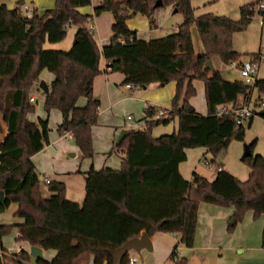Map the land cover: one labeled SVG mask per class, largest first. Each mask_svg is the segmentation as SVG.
<instances>
[{"label":"trees","instance_id":"16d2710c","mask_svg":"<svg viewBox=\"0 0 264 264\" xmlns=\"http://www.w3.org/2000/svg\"><path fill=\"white\" fill-rule=\"evenodd\" d=\"M173 1L183 21L164 36L144 40L127 26V14H144L153 26V12L160 6L149 8L147 0H100L94 16L104 11L113 16L112 35L102 47L87 26L92 16L78 10L91 0H55L52 8L29 16L19 5L9 9L0 3V113L7 132L0 144V212L14 203L12 216L22 219L15 225L0 224V237L14 226L19 240L56 251L51 260L41 258L37 264H76L85 255L93 257V264H114L111 252L142 232L149 236L172 233L190 248L201 202L233 208L236 221L246 210L264 215V157L251 154L253 143L247 145L249 153L241 157L250 168L245 181L222 168L213 180L196 172L186 180L178 170L186 159V149L205 147L215 156L230 140L244 139L245 127L236 124L234 111L222 116L215 113L219 106L237 109L245 105L252 86L224 79L219 69L207 66V61L217 57L228 65L239 62L241 55L233 49L231 37L246 28L254 4L241 5L240 16L234 20L212 13L195 16L190 0ZM69 26L77 27L69 49L44 47L45 42L63 40ZM193 27L200 51L195 49ZM102 57L106 61L103 70ZM43 69L54 77L48 91L43 92L44 109L47 113L53 109L61 112L57 131L70 132L84 158L93 156L91 127L99 105L92 96L96 75L119 72L125 84L137 86L170 81L176 85L171 107L158 116V110L148 106L144 129L127 132L117 145L125 151L119 169L91 168L85 173L81 203L67 199L64 183L57 180L47 184L50 194L43 196L31 161L48 142L47 120L27 118L34 111L31 90L39 87L38 75ZM195 79L204 82L205 115L188 102L195 94ZM253 86L264 90V79H256ZM80 97L86 98L83 106L77 105ZM174 119L176 131L151 136L153 127ZM214 162L212 159L209 164ZM261 246L264 248V226ZM176 248L169 256L170 264H186ZM29 262V253L23 249L0 257V264ZM118 264H130L129 252Z\"/></svg>","mask_w":264,"mask_h":264},{"label":"crops","instance_id":"0c3cea01","mask_svg":"<svg viewBox=\"0 0 264 264\" xmlns=\"http://www.w3.org/2000/svg\"><path fill=\"white\" fill-rule=\"evenodd\" d=\"M99 1L100 0H97L96 3L94 0H91L90 5L79 7L78 10L82 14L92 16L87 26L93 25L94 30L92 33L94 39L99 47H102L109 43L112 35L111 25L113 22V16L108 11H104L98 16H94V8L98 5ZM0 3H3L9 9L19 5L22 13L29 16L32 15L33 12L41 14L45 9L52 8L55 4V0H0ZM170 3L173 7L172 12H178L174 7V1L170 0ZM147 4L149 8L155 6L156 0H147ZM162 4V0H160V6H162ZM137 15L145 17V22H139L138 19L136 20L132 18ZM133 16H130L126 20V24L131 30L136 31L137 38L149 40L160 36L158 35V31H160L162 27L157 23L154 22V25L150 26L149 18L141 13H136ZM70 27L71 26L68 28ZM76 28L77 27L75 26L71 38L66 40V44H64L66 46L61 48H68L70 44L72 45ZM64 39L57 43H53V45H50L49 47L60 48L55 46L63 43ZM105 63L106 61L102 57L100 60V68L102 70L105 68ZM53 78V75H46L44 80L48 86ZM223 78L229 81H234L224 76ZM193 86L195 88V94L188 99V102L196 112L205 115L207 113V106L205 101L204 82L195 79L193 80ZM175 88V82L170 81L165 85H159L157 82H153L145 86H137L134 89H130L124 83V76L122 73L101 72L96 75L93 79L92 96L98 100L99 105L96 122L91 127L93 156L89 158L82 157L74 139L58 133L57 126L62 120V114L59 110L53 109L48 113L44 111L43 118L37 116V119H46L49 128V120L53 116L56 132L55 134H48V142L39 152L31 157V161L34 164L38 177H46L50 181H62L66 186L65 197L71 201L81 203L85 195V173L91 168L95 170L103 168L119 169L125 155V151L119 149L116 145V139L121 130H124L127 133L129 131L144 129L145 122L143 118L145 116V109L148 106H153L158 111L169 109L171 107V100L175 93ZM85 103V97H80L77 100L78 106H83ZM27 118L34 121L30 115L27 116ZM171 123V130L174 132L178 125L177 119L170 121L168 124ZM168 124H166V126ZM159 126L160 125L152 128V137H158L160 136L158 134L163 135V132H167V129L158 130ZM2 129L3 132L0 137V144L7 133L5 125L2 126ZM66 154L69 156L78 155V158H75V160H69L67 159ZM206 155H208V150L205 147L186 149V159L178 165V170L181 176L186 180H190L192 178V173L196 172L208 180H213L216 176L217 170L210 171L201 165V162L204 161L205 163L206 161H209V158H207ZM221 168L223 169V167ZM77 176L82 177L81 180H79L78 186L74 185L71 181L73 177ZM42 194L43 196H47L50 192H42ZM15 208L16 204L11 203L4 211L0 212V224L15 225L22 221L21 218L12 216ZM230 214L231 209L226 210L221 206L201 202L198 206L194 242L197 243L199 234L203 233L204 235L206 231L212 233V224L216 218L224 220ZM205 223L209 225V230L205 228ZM11 231H13V233ZM16 232L17 229L13 226L7 234L0 237V244L4 249L3 252H0V257H8L11 253H18L20 249L24 250L22 246L15 245L16 240H18V236L15 234ZM149 237L152 249L158 248L160 250L162 247L164 254L168 253L169 256L173 248L177 246L175 243L178 241V237L172 233L155 232ZM23 242H26L28 247L31 246L29 242ZM55 254L56 251L53 249H42V258L46 260H51ZM129 257L133 258L131 254H129ZM76 264H93V257L91 255H85L79 258L76 261Z\"/></svg>","mask_w":264,"mask_h":264},{"label":"rangeland","instance_id":"374dc122","mask_svg":"<svg viewBox=\"0 0 264 264\" xmlns=\"http://www.w3.org/2000/svg\"><path fill=\"white\" fill-rule=\"evenodd\" d=\"M95 2L97 0H94ZM97 3V2H96ZM162 6L154 11V22L162 28L158 31V35L164 36L173 30L183 21V15L181 12L173 13V7L170 0H162ZM253 3V15L242 31H238L232 34L231 42L232 47L241 56L239 61L244 60L248 56H254L257 53H264V9L260 12L259 4L257 0H190V5L194 9V15H200L205 13H212L214 15H224L231 19L237 20L240 16L239 7L243 4ZM264 3V0H262ZM132 18L138 19L139 22H145V17L140 15L133 16ZM131 19V18H130ZM75 26H71L66 30V36L61 44L56 45L53 48L49 47L53 43L45 42V48L53 49H69L61 48L65 47L66 40L70 39ZM194 45L196 51L201 50V45L198 38L194 39ZM257 62V79H264V57ZM214 67L218 68L221 74L232 80H239V74L230 65L225 64L215 57L212 59ZM52 76V73L43 69L39 73V81H45L46 75ZM248 104L250 109L254 112L250 118L244 124L245 134L242 141L230 140L228 146L221 150L217 155L213 156L210 152L206 155L209 161L214 159V163L206 164L201 162V165L207 169L214 171L217 166L223 167L241 181L247 180L249 177V165L247 161H242L241 157L245 152V146L253 143L251 148V154L254 156L260 154L264 157V119L258 116L257 112L264 110V107L258 106L257 101L262 100L264 102V90H259L257 87L251 85ZM31 96L34 95L35 101H33L34 111L27 116H32L33 120H37L38 117L44 115V95L43 91L36 85L31 90ZM199 98V97H198ZM239 102H243L242 96L238 98ZM46 112V111H45ZM60 114V113H58ZM53 116L49 120L48 134H55L56 129L54 127ZM2 115L0 113V137L3 132ZM171 124L160 125L158 130L167 129V132L163 134L172 133ZM157 130V129H156ZM157 135V134H155ZM161 135V134H158ZM157 137V136H154ZM73 153V152H68ZM67 159L75 160L76 156H69L66 154ZM82 177H73L71 181L74 185H79V180ZM40 188L43 193H47V184L39 181ZM65 185V183H64ZM66 188V186H65ZM204 203V202H202ZM222 207V206H221ZM231 209V214L224 220L216 218L212 224V233L206 231L198 235L197 243H193L192 247H186L180 242H176V253L179 257L186 259V264H264V248L261 246V235L264 226V215L255 216L253 211L246 210L239 220L236 221L233 227L229 226L230 221L233 218L234 209L230 207H222ZM198 216V212H197ZM204 226V222H203ZM205 228L209 230V225L205 223ZM13 233V231H11ZM195 241V240H194ZM15 245H20L24 250H29L26 242L22 240H16ZM134 258V263L131 264H170L169 254L165 253L158 248L152 250L143 249L140 252L133 250L129 251Z\"/></svg>","mask_w":264,"mask_h":264},{"label":"built area","instance_id":"2783aa9c","mask_svg":"<svg viewBox=\"0 0 264 264\" xmlns=\"http://www.w3.org/2000/svg\"><path fill=\"white\" fill-rule=\"evenodd\" d=\"M259 8L260 9H264V3H260L259 4ZM89 30L91 32H93L94 27L93 25H89L88 26ZM264 57V53H259L257 55L254 56H248L246 57L244 60L239 61V62H231L229 65L235 70L237 71V73L239 74V81L248 84V85H253L257 79V73H258V68H257V62L259 61L261 58ZM127 87H129L130 89H134L135 87H137V85L134 84H126ZM30 101H34V97L31 96ZM257 105L264 107V102L262 100H258L257 101ZM230 111H234L237 114V118H236V124L237 125H244L247 120L253 115V111L250 109V106L248 104V102L237 108V109H231V108H227L224 106H219L218 109L216 110V115L217 116H222L223 114H227ZM164 111H158L157 115L161 116L163 115ZM63 135L65 137L68 138H72V134L70 132H65L63 133ZM206 164H209V161L205 162ZM221 167L217 166L216 170H220ZM39 181L43 182L44 184H48L50 182V180L46 177H38ZM18 236V233H15ZM129 262L134 263V258L129 257Z\"/></svg>","mask_w":264,"mask_h":264},{"label":"water","instance_id":"95a60500","mask_svg":"<svg viewBox=\"0 0 264 264\" xmlns=\"http://www.w3.org/2000/svg\"><path fill=\"white\" fill-rule=\"evenodd\" d=\"M156 6H160V0H156L155 7ZM133 14H134V11H129L127 15L130 17ZM192 31H193L194 37L198 38L195 27L192 28ZM207 66H209V68L214 67L211 60L207 61ZM38 85H39V88L43 92H47L49 89L48 84L43 80H40ZM255 114H257L258 116L264 119V110L257 112ZM125 135H126V131L121 130V132L119 133L116 139V145L120 144V142L125 137ZM248 153L249 151L247 149V146H245L244 155H247ZM2 196H3V192L0 190V200L2 199ZM235 222H236V219L232 218L229 225H233ZM142 249H147V250L152 249L150 237L146 232H142L139 237L132 238L128 240L126 243H124L122 246H120L119 248L113 250L111 252V255L113 257L114 264H118L122 255L129 252L130 250H133L135 252H140V250ZM28 253H29V260H30L29 264H37V261L42 258V248L39 246H33V245L30 246Z\"/></svg>","mask_w":264,"mask_h":264}]
</instances>
